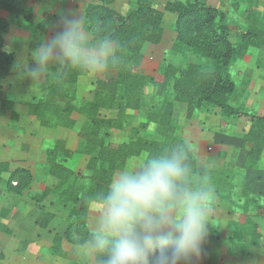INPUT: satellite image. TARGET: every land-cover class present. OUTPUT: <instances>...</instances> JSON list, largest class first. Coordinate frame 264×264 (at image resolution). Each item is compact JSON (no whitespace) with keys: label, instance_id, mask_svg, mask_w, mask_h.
<instances>
[{"label":"rangeland","instance_id":"1","mask_svg":"<svg viewBox=\"0 0 264 264\" xmlns=\"http://www.w3.org/2000/svg\"><path fill=\"white\" fill-rule=\"evenodd\" d=\"M129 1L117 0L113 9L126 15L130 6ZM168 1L173 0H152L158 10H162ZM178 1L184 3L185 0ZM206 1L227 13V26L233 44L239 41L240 34L246 30L248 15L261 17L264 14V0H243L237 10L233 7L232 0ZM11 2L15 7L14 13L0 14L10 22L9 29L5 33H0V51L14 56L9 75L0 80V112H3L0 115V162H8L11 170L28 169L33 175L34 182L29 190L21 196H16L7 190L9 176L7 174L2 176L0 257H6L9 263L13 261L27 264L26 261H18L24 246L20 243L22 248L15 249L16 242L40 239L46 244L47 242L52 244L54 236L64 238L69 225V212L74 208L72 204L60 203L52 194L42 202L31 200L32 195L41 193L46 187L52 189L57 184V180L48 175L47 151L53 149L58 142H64L71 157L66 158L59 153L58 163L77 175L84 174L88 158L83 154V144L78 138L84 118L77 113L73 114L75 126L72 130L40 126L28 115L27 104L33 98L44 95L41 87L45 76L39 80H31L19 75L15 66L21 58L27 59L31 64V51L54 34L55 29L60 26L58 21L62 16L71 13L85 20L84 9L91 0H11ZM28 16V20L24 19ZM49 16L56 18L54 25L45 34L35 33L37 25ZM175 21V15L164 12L161 42L156 46L149 45L143 53L141 50L142 60L145 58L148 64L149 72L145 76L159 80L161 66L167 65L172 66L177 72L190 64L206 70L212 68V63L198 54L182 48L173 49L176 39L173 30ZM86 30L88 31L87 26ZM88 33L91 43V34L89 31ZM2 69L4 65L0 63V71ZM55 70L53 67L48 74H55ZM230 73L240 93L229 105L255 115H264V48L250 49L247 56L231 68ZM111 77L113 72L108 74L103 72L94 76L86 73L80 77L76 84L75 104L79 106L82 101L90 98V91L97 80ZM143 94L146 103L144 110L129 113L130 120L123 131H110L108 136L110 142L115 144L125 142L130 128L145 121L149 107L152 104L158 105L169 97L167 92L151 86L145 87ZM173 105L174 137L179 141L184 138L190 140L193 151L208 164L210 180L215 188L212 225H209L201 256L194 260L193 264H264V150L256 167L245 169L244 162L249 146L241 145L243 133L247 128L244 123L227 118L222 115L219 108L210 104H204L190 119H186L185 105L180 103ZM102 116L114 118L116 114L107 111L103 112ZM157 131L158 127L150 124L146 134L154 135ZM144 156L142 154L128 159L124 169L137 167ZM249 199L256 200L262 209L247 207L246 200ZM244 209L258 226V240L255 246L251 245V240L247 236L239 235L235 229V224H242L244 221ZM90 213L89 207L86 215L89 230ZM43 225L48 228L49 233L44 231L46 227ZM66 245V242H63L61 250L69 252ZM68 264L75 262L68 261Z\"/></svg>","mask_w":264,"mask_h":264},{"label":"trees","instance_id":"2","mask_svg":"<svg viewBox=\"0 0 264 264\" xmlns=\"http://www.w3.org/2000/svg\"><path fill=\"white\" fill-rule=\"evenodd\" d=\"M232 1L237 10L243 0ZM116 2L117 0H91L84 9L91 43L111 38L120 46L117 53L120 62L106 68L114 73L113 77L97 80L90 91V98L77 106L76 84L86 73L58 71L48 74L41 87L44 95L33 98L27 104L28 115L44 128L72 130L75 126L72 115L77 113L84 118V124L78 132V138L83 144L82 152L88 158L84 174L77 175L58 163L59 153L66 158L71 157L64 142H58L46 154L48 175L56 179L57 184L52 189L46 187L41 193L31 196V200L38 203L52 194L60 203L74 205L69 212L65 237L54 236L48 251L63 259L69 253L61 250L63 242H66V248L70 250L75 239L83 238L89 232L86 222L88 198L104 189L113 174L125 168L128 159L157 153L166 145L179 141L174 137V103L185 105L186 119H190L204 104H210L219 108L227 118L244 123L247 128L241 145L249 146L245 169L255 168L264 150V115H255L229 105L240 93L231 78V68L243 60L250 49L264 48V14L261 17L248 15L246 30L240 34L239 41L233 44L227 26V13L206 0H185L184 3L178 0L168 1L162 10H158L152 0H130L126 15L113 9ZM14 9L11 0H0V14L11 15ZM164 12L176 16L173 49L182 48L200 55L212 63L211 69L190 64L177 72L172 66H161L159 80L137 72L142 61L143 46H156L162 40ZM24 19L28 20L29 16ZM55 22L56 18L49 16L37 25L35 33L45 34ZM9 27L7 18L0 15V33H5ZM13 62V54L0 51V63L4 65V69L0 71V80L9 75ZM148 86L162 89L169 97L158 105L152 104L149 107L145 121L130 128L125 142H110V131H123L130 120L129 113L144 110L146 103L143 90ZM107 111L115 112L116 116H102ZM150 124L158 127L154 135L146 134ZM4 174L9 176L7 190L16 196L29 190L34 182L28 169L11 170L8 162H0V183ZM246 206L262 209L254 199L246 200ZM243 219L242 224H235V229L239 235L247 236L251 245L255 246L258 226L245 209Z\"/></svg>","mask_w":264,"mask_h":264},{"label":"clouds","instance_id":"3","mask_svg":"<svg viewBox=\"0 0 264 264\" xmlns=\"http://www.w3.org/2000/svg\"><path fill=\"white\" fill-rule=\"evenodd\" d=\"M119 47L111 38L90 43L82 17L70 13L31 51V64L21 58L15 67L31 80L53 67L94 76L120 62ZM214 199L209 166L190 140L168 144L137 167L115 172L88 198L90 230L72 242L71 255L77 264H193L212 225Z\"/></svg>","mask_w":264,"mask_h":264},{"label":"crops","instance_id":"4","mask_svg":"<svg viewBox=\"0 0 264 264\" xmlns=\"http://www.w3.org/2000/svg\"><path fill=\"white\" fill-rule=\"evenodd\" d=\"M58 23L60 26H58L57 29H55V31H59V29L61 27V19L58 21ZM83 23H84V27L86 28L87 25H86L85 20H83ZM55 31H54V33H55ZM147 47H149L148 44L143 46L142 53L145 51V49ZM145 60L146 59L143 58L141 65L139 67V70H138L139 73L142 75L148 74V72H149L147 70L148 64ZM54 72L56 73V72H58V70L56 69ZM105 72H106V74H108L111 71L105 70L104 73ZM113 75H114V73H113ZM10 231H11V228H10ZM44 231L46 233H49L47 227L44 229ZM38 236H40V235L38 234ZM16 243H17V245H15V247H14L15 249L21 247V245L24 246L23 247L24 251L20 254L18 261H22V262L26 261L27 264H68V261L72 262V263L75 262V264L77 263L75 257H73L71 255L70 251H69L66 259H62V258H59V257H56V256L49 254L48 250L51 246V242H49V243L47 242V244H46L43 241H41L40 239H37L35 241H28L27 240L25 242V240H24L22 242H16ZM20 243H21V245H20ZM1 247H3V246H1ZM42 250H44V251H42ZM7 260L8 259L6 257L5 258L0 257V264H20L19 262H13V261H12V263H9V262H7Z\"/></svg>","mask_w":264,"mask_h":264}]
</instances>
